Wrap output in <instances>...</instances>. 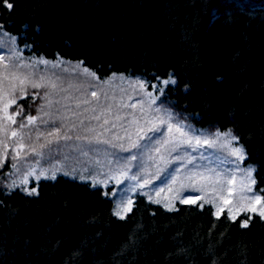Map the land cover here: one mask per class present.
Here are the masks:
<instances>
[{"label":"trees","instance_id":"16d2710c","mask_svg":"<svg viewBox=\"0 0 264 264\" xmlns=\"http://www.w3.org/2000/svg\"><path fill=\"white\" fill-rule=\"evenodd\" d=\"M7 3L0 29L24 55L139 77L148 90L174 81L160 102L197 130L230 132L264 203V0ZM1 185L0 264H264L257 214L166 210L138 194L121 219L104 189L64 176L32 183L34 196Z\"/></svg>","mask_w":264,"mask_h":264},{"label":"rangeland","instance_id":"374dc122","mask_svg":"<svg viewBox=\"0 0 264 264\" xmlns=\"http://www.w3.org/2000/svg\"><path fill=\"white\" fill-rule=\"evenodd\" d=\"M9 37L0 29V171L9 164L0 174L3 188L34 196L32 183L64 176L104 189L115 213L129 203L132 208L140 194L166 210L187 198L195 203L183 204L213 205L232 218L249 213L264 219L243 149L230 132L197 130L162 104L167 79L151 90L139 77L100 79L81 63L24 55L15 37L14 45L7 43ZM5 93L15 123L5 120ZM21 99H28L27 108Z\"/></svg>","mask_w":264,"mask_h":264},{"label":"snow or ice","instance_id":"6c2138e0","mask_svg":"<svg viewBox=\"0 0 264 264\" xmlns=\"http://www.w3.org/2000/svg\"><path fill=\"white\" fill-rule=\"evenodd\" d=\"M4 3L7 5V7L11 8V4H8V3H7V0H4ZM14 41H15V38H14V37H9L7 43L11 46V45H14ZM3 43H4V41H0V46H2ZM17 59H19V58L17 57ZM38 63H49V62H48V61H44V60L41 59L40 61H38ZM5 68L7 69V64L5 65ZM85 71H87V70H85ZM5 79L7 80V76H5ZM14 79H19V78H18V77H14ZM19 83H20L21 86H23L24 83H25V80L20 79V80H19ZM163 83H164V84L174 83V81H172V80H165V81H163ZM31 86L34 87V88H40V87L45 86V85H43V84H41V83H33ZM51 87H52V88H55L56 85L53 83V84L51 85ZM161 91H162V90H161ZM93 95H95V93H93ZM5 97H6V99H5V103H4L5 120L12 119V122L15 123L14 118H10V117L8 116V114H7V110H8V107H9V101L7 100V93H5ZM15 102H16L15 97H13V98L11 99V103H12V104H15ZM18 111H22V108L19 109ZM28 123H29V124H34V123H35V120L32 119V118H28ZM105 123H108V121L105 120ZM20 127L23 128V127H24V124L21 123ZM5 128H7V125H5ZM169 130H171V128H169ZM177 131H179V129H177ZM12 135H13V136H16L17 133H16V132H13ZM53 135H59V134H58V133H53ZM229 135H230V134H229ZM150 139H151V138H150ZM233 139H234V138H233ZM187 142H188V143H191L192 141H187ZM195 143L199 144L200 141L197 140V141H195ZM234 154H235L236 156L240 157L241 159H243V154H242V152H241V150H240L239 148H236V149L234 150ZM251 172H252V169H249L248 172H247V175L249 176V178H251ZM23 182H24V183H27V181H23ZM252 183H254V181H252ZM33 191H35V189H33ZM29 194H31V193H29ZM181 202H182V203H195L194 200H191V201H190V200H188L187 198L181 200ZM256 202L259 203V201H256ZM201 207H203V205H201ZM251 210H252V211H256V209H251ZM128 211H131V203H129L125 208H121V209H120L119 211H117L115 214L118 215L121 219H123V218H124V215H123V214L126 213V212H128ZM261 214H264V209L261 210ZM242 226H243V227H247V223H243Z\"/></svg>","mask_w":264,"mask_h":264}]
</instances>
